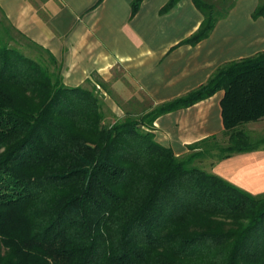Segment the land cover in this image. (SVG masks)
<instances>
[{"label":"trees","instance_id":"obj_1","mask_svg":"<svg viewBox=\"0 0 264 264\" xmlns=\"http://www.w3.org/2000/svg\"><path fill=\"white\" fill-rule=\"evenodd\" d=\"M192 1L202 20L179 44L206 38L235 2ZM96 83L67 86L53 54L0 13V264H264V192L201 165L264 149L243 128L264 120V51L171 100H130L120 116ZM218 90L219 135L178 156L154 139L158 116Z\"/></svg>","mask_w":264,"mask_h":264},{"label":"crops","instance_id":"obj_2","mask_svg":"<svg viewBox=\"0 0 264 264\" xmlns=\"http://www.w3.org/2000/svg\"><path fill=\"white\" fill-rule=\"evenodd\" d=\"M0 0V13L27 38L50 51L67 86L96 80L107 84L106 105L156 104L203 84L221 64L264 51V18L252 17L258 0H235L228 14L196 44H179L200 25L192 0ZM218 90L195 104L158 116L154 139L175 155L223 130ZM232 184L264 192V149L234 154L207 168Z\"/></svg>","mask_w":264,"mask_h":264},{"label":"rangeland","instance_id":"obj_3","mask_svg":"<svg viewBox=\"0 0 264 264\" xmlns=\"http://www.w3.org/2000/svg\"><path fill=\"white\" fill-rule=\"evenodd\" d=\"M216 2V0H215ZM95 81L97 82V80L95 79ZM97 89L99 88V85L97 83H95ZM112 97V96H111ZM244 130L247 132V134H249V137L252 141H256L261 137H264V120H258V121H254V122H248L245 123L243 125ZM219 141L221 143H225L226 139L220 137ZM209 160H205L203 163H201V165L205 168H208L209 166Z\"/></svg>","mask_w":264,"mask_h":264}]
</instances>
